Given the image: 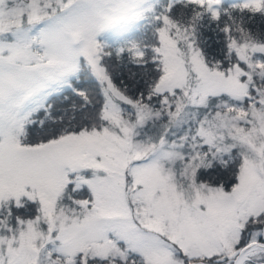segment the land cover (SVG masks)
Masks as SVG:
<instances>
[{"label": "snow or ice", "instance_id": "obj_1", "mask_svg": "<svg viewBox=\"0 0 264 264\" xmlns=\"http://www.w3.org/2000/svg\"><path fill=\"white\" fill-rule=\"evenodd\" d=\"M0 264H264V0H0Z\"/></svg>", "mask_w": 264, "mask_h": 264}]
</instances>
